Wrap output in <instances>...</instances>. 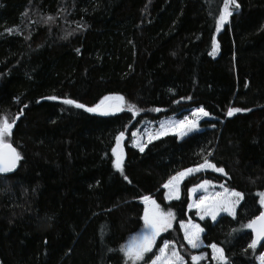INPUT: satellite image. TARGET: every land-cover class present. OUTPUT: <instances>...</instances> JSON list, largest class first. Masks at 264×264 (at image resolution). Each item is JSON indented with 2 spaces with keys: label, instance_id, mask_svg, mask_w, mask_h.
Here are the masks:
<instances>
[{
  "label": "trees",
  "instance_id": "obj_1",
  "mask_svg": "<svg viewBox=\"0 0 264 264\" xmlns=\"http://www.w3.org/2000/svg\"><path fill=\"white\" fill-rule=\"evenodd\" d=\"M237 3L217 32L223 0H0V118L18 117L8 142L22 157L0 176V264H125L119 249L142 227L143 196L176 219L140 264L166 240L190 264L187 220L204 229L201 264H217L213 243L228 264H257L264 241L248 249L242 226L264 191V0ZM107 95L123 96L125 109L100 115L62 103L94 107ZM197 107L209 113L198 130L143 152L131 145L144 121ZM230 107L241 111L229 117ZM120 132L123 175L112 163ZM206 156L226 175L191 174L180 199L166 201L162 185ZM204 180L244 194L235 217L189 210V189Z\"/></svg>",
  "mask_w": 264,
  "mask_h": 264
},
{
  "label": "snow or ice",
  "instance_id": "obj_2",
  "mask_svg": "<svg viewBox=\"0 0 264 264\" xmlns=\"http://www.w3.org/2000/svg\"><path fill=\"white\" fill-rule=\"evenodd\" d=\"M233 8H239L237 0H223V7L220 10L219 17L216 19V31L219 32L222 27L228 22L229 17L233 14ZM48 17V20H51ZM47 22V21H46ZM218 44L215 37L212 39V50L209 55L214 56L218 51ZM50 100H56L57 97H47ZM65 105H71L78 109H84L87 112L99 113L101 115H109L111 113L124 110L125 98L123 96H105L94 107H86L82 103H78L73 99L65 98L62 100ZM127 110L131 112L132 116L138 115V110L133 104H127ZM160 111V109H155ZM241 109L230 107L227 110L229 117L235 113L240 112ZM209 116V113L205 111L203 107L194 109L191 113V117L185 116L182 120H177L170 123L162 122L160 128L153 132L148 131L146 133V143L136 139L137 133L133 132V147H137L139 151L143 152L146 145L152 143L153 140L160 139L162 136L169 134L175 135L178 138L188 135L194 131L201 118ZM16 119L9 122L6 118H0V173H10L16 167L17 163L21 160L20 153L8 142V137L12 135L13 127L16 123ZM124 139V132H120L115 140L116 145L112 148V155L115 157L113 160V167L123 175V162L124 154L122 148V141ZM212 153H208L211 156ZM211 169L214 172L225 174L223 168L217 167L214 163L210 162L208 157H204L203 162L198 164L194 168H188L183 171L177 172L171 176L166 183L162 185L165 192L166 200L180 199V185L181 182L189 175L200 172L202 170ZM127 180V176H124ZM210 181L204 180L201 184L194 188L189 189L188 208L191 210L196 209L197 216L200 219H204L206 216H210L213 221L217 219L220 213H226L229 216L235 217L236 206L244 199V194L239 191L230 190L227 187L221 185L223 191L210 192ZM198 190H203L204 195H201L198 200H193L192 196ZM258 203L261 211L259 215L254 216L249 222L242 227L250 229L252 233L251 242L248 244V249L256 250L261 241L264 240V191L258 192ZM141 201L144 204L142 230L130 240L120 246L119 251L122 253L125 264H140L141 261H145L146 254L152 252L153 247L156 246L157 238L162 232L169 230L172 227L173 221L176 219L175 214L171 211H164L160 205L151 196L141 197ZM180 228L184 234V241L192 249H198L202 246L201 233L204 231L199 224L193 223L191 220L184 222L180 221ZM264 246V245H262ZM212 250V260L217 264H228L224 249L218 247L215 243L208 245ZM171 248V252H169ZM109 251H112L109 249ZM204 259L203 254L192 255V264H200ZM257 264H264V252H261L255 257ZM151 264H185L184 257L175 250V245L170 241H165L162 246L159 247L158 254L152 259Z\"/></svg>",
  "mask_w": 264,
  "mask_h": 264
},
{
  "label": "rangeland",
  "instance_id": "obj_3",
  "mask_svg": "<svg viewBox=\"0 0 264 264\" xmlns=\"http://www.w3.org/2000/svg\"><path fill=\"white\" fill-rule=\"evenodd\" d=\"M107 96H116V95H107ZM103 99V98H102ZM99 103V102H98ZM197 108H201V107H197ZM197 108H194V109H197ZM124 109H125V106H124ZM194 109H191V110H189V111H187V112H182L180 115H178V116H169V117H161V118H159L158 120L156 119V120H154V121H144L142 124H140L139 126H137L134 130H132L131 132H130V138H131V145L133 144V137H132V133L133 132H136L137 133V137H136V139H138V140H140L141 142H144V143H146V133L150 130V131H153V132H155V131H157L159 128H160V124L162 123V122H165V123H170V122H174V121H177V120H182V119H184V117L185 116H189V117H191V113H192V111L194 110ZM120 112V111H119ZM115 113H118V112H115ZM204 118H206V117H203V118H201L200 119V121L199 122H201ZM198 122V126H197V128L195 129V130H198V128H199V123ZM194 130V131H195ZM193 132V131H192ZM126 139V137L124 136V139H123V141ZM123 141H122V148H123V154H124V146H123ZM115 145H116V140L114 141V145H113V147H115ZM112 147V148H113ZM135 148H137V147H135ZM138 149V148H137ZM139 150V149H138ZM115 159V157H113V160ZM194 168V167H193ZM207 171H212L211 169H206ZM202 171H205V170H202ZM218 173V172H217ZM168 181V180H167ZM166 181V182H167ZM165 182V183H166ZM202 183V182H201ZM200 183V184H201ZM210 188H209V191L210 192H221V191H223V189L221 188V185L222 184H220V183H216V182H212V181H210ZM163 190H164V197H165V192L167 191L166 189H164L163 188ZM231 190V189H230ZM201 195H204V192H203V190H198L196 193H194L193 194V196H192V199L193 200H198L199 199V197L201 196ZM154 199V198H153ZM155 200V199H154ZM166 200V199H165ZM166 201H169V200H166ZM191 202V201H190ZM189 202V203H190ZM161 207V206H160ZM237 207V206H236ZM161 209H162V207H161ZM164 210V209H163ZM190 210V209H189ZM192 211H194L195 213H196V209L195 208H193V209H191ZM143 211H144V209H143ZM164 211H168V210H164ZM221 214H226V213H220L219 215H221ZM197 215V214H196ZM218 215V216H219ZM228 215V214H227ZM142 216H143V213H142ZM217 216V217H218ZM199 217V216H198ZM207 218H209L211 221H213L212 219H211V217L210 216H206ZM200 218V217H199ZM187 221H189V220H187ZM186 221V222H187ZM174 222V221H173ZM193 222V221H192ZM194 223V222H193ZM172 225H173V223H172ZM142 228H143V221H142V227L136 232V233H134V234H132L129 238H128V240L126 241V243L130 240V238L131 237H133V236H135V235H137L141 230H142ZM183 232V231H182ZM164 232H162L161 233V235L163 234ZM183 238H184V234H183ZM165 241H163L162 242V244H161V246L163 245V243H164ZM185 242V241H184ZM125 243V244H126ZM186 243V242H185ZM174 244V243H173ZM175 245V250L176 251H178L180 254H181V256H183L184 257V260H185V264H187V262H186V258H185V256H184V254L182 253V251H180L179 249H178V247H177V245L176 244H174ZM186 246H187V248H188V250H186V253H187V255L188 256H190V259H191V256L192 255H201V254H203V256H204V258L206 257V254H205V252H201V248L203 247V243H202V246L200 247V248H198V249H192V248H190L188 245H187V243H186ZM171 248H169V252H171ZM212 251V250H211ZM158 252H159V249H158V251H157V254H158ZM262 252H264V250L262 251ZM210 257H211V261H212V263H217L216 261H213L212 260V253H211V255H210ZM154 259V258H153ZM152 261V260H151ZM151 261L148 263V264H151ZM191 261V260H190ZM203 261V260H202ZM201 261V262H202ZM201 262H200V264H201ZM190 264H192V262H190Z\"/></svg>",
  "mask_w": 264,
  "mask_h": 264
},
{
  "label": "water",
  "instance_id": "obj_4",
  "mask_svg": "<svg viewBox=\"0 0 264 264\" xmlns=\"http://www.w3.org/2000/svg\"><path fill=\"white\" fill-rule=\"evenodd\" d=\"M97 114H99V113H97ZM101 115V114H100ZM13 146V145H12ZM14 147V146H13ZM15 148V147H14ZM17 165H18V163H17ZM17 168V167H16ZM16 168L12 171V172H10V173H6V174H4V173H0V176H6V175H10V174H12L13 172H15L16 171ZM260 211H261V209H260ZM258 215H259V213H258ZM251 231V230H250ZM262 241H264V240H262ZM261 241V242H262Z\"/></svg>",
  "mask_w": 264,
  "mask_h": 264
}]
</instances>
